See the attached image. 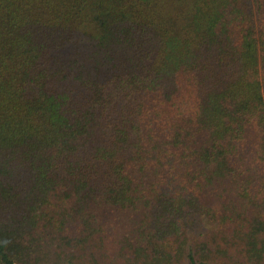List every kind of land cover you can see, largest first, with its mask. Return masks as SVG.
I'll return each instance as SVG.
<instances>
[{
  "label": "trees",
  "instance_id": "trees-1",
  "mask_svg": "<svg viewBox=\"0 0 264 264\" xmlns=\"http://www.w3.org/2000/svg\"><path fill=\"white\" fill-rule=\"evenodd\" d=\"M0 264H264V0H0Z\"/></svg>",
  "mask_w": 264,
  "mask_h": 264
}]
</instances>
